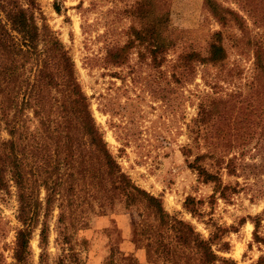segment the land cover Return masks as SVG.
<instances>
[{"label": "trees", "instance_id": "obj_1", "mask_svg": "<svg viewBox=\"0 0 264 264\" xmlns=\"http://www.w3.org/2000/svg\"><path fill=\"white\" fill-rule=\"evenodd\" d=\"M172 1H134L127 8L132 20L127 39L107 45L103 66H124L135 52L154 68L169 62L176 45L167 34ZM239 3L253 24L263 28L264 37V0ZM54 6L62 12L58 1ZM205 6L223 27L238 28L244 45L256 53L264 50V41L252 35L248 17L240 11L218 0H205ZM227 58L224 31L216 30L206 52L184 50L172 61L173 77L184 84L194 81L200 66L223 68L214 78L203 76L212 91L199 96L197 116L190 125L198 151L189 165L203 182L213 185L212 202L230 201L241 189L239 182L232 185L224 180V175L241 176L244 171L232 152L235 132L243 140L252 135L251 130H229L234 108H238L237 122L242 127L256 123L247 113L242 93L217 94L221 80L231 82L234 77V70L225 67ZM29 112L37 120L33 129L27 123ZM4 130L9 137H3ZM192 152V148H184L187 157ZM13 188L19 226L12 260L0 252V264H35L31 240L36 231L41 248L38 264H85L72 226L83 221L93 203L117 197L124 198L128 206H139L145 218L156 215L160 219L158 226H142L137 231V241L143 242L150 264H239L222 254L231 249L227 235L237 227L210 218L207 223L212 230L205 237L192 222L167 211L160 197L137 185L123 170L95 119L75 59L46 20L38 0H0V192L11 193ZM201 203L190 195L185 208L204 218ZM55 215L59 252L52 255L51 219ZM251 219L254 240L263 246L253 264H264V209ZM2 235L0 226V238Z\"/></svg>", "mask_w": 264, "mask_h": 264}, {"label": "rangeland", "instance_id": "obj_2", "mask_svg": "<svg viewBox=\"0 0 264 264\" xmlns=\"http://www.w3.org/2000/svg\"><path fill=\"white\" fill-rule=\"evenodd\" d=\"M46 20L56 31L76 62L78 77L91 99L92 110L101 126L113 154L123 170L139 186L160 197L167 211L192 222L198 231L209 237L210 218L219 224L234 225L227 240L229 252L239 264H253L262 254L263 246L253 237L252 216L264 209V50L256 53L240 40L242 33L235 26L223 27L205 6V0H173L170 3L171 20L167 34L176 45L169 53V62L154 68L142 61L135 52L130 63L104 67L102 58L107 45L122 44L132 23L127 8L136 0H38ZM62 5L57 12L54 3ZM224 6L242 11L240 0H218ZM252 35L264 41L263 28H258L248 17ZM216 30L224 31L228 50L225 67L234 70L229 81L221 80L218 95L238 91L245 97L256 123L251 127L237 122L238 108L233 111V124L229 130H251L248 140L235 132L233 154L239 157L241 176L224 175L232 185L240 183L239 192L230 201H210L213 185L205 183L189 162L198 151L193 142L190 125L197 116L199 96L212 91L203 76L214 78L222 67L203 65L190 84L173 77L172 64L184 50L206 52L207 44ZM256 48V47H255ZM173 61V62H172ZM238 102H234L237 104ZM31 129L37 120L29 112ZM34 131V130H28ZM3 137H9L2 132ZM193 149L192 156L184 148ZM247 177V178H246ZM202 200L204 218L193 216L186 208L188 196ZM18 202L14 188L11 193L0 192V252L12 260ZM58 210L54 214H57ZM56 215L51 219L50 251L59 252L55 243ZM158 216L145 218L139 206H128L124 198L103 199L93 203L83 215V221L73 224L85 264H150L137 231L142 226L156 227ZM39 231L31 247L38 264L41 248Z\"/></svg>", "mask_w": 264, "mask_h": 264}]
</instances>
